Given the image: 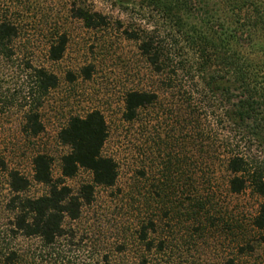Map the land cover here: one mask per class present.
<instances>
[{"label": "rangeland", "instance_id": "1", "mask_svg": "<svg viewBox=\"0 0 264 264\" xmlns=\"http://www.w3.org/2000/svg\"><path fill=\"white\" fill-rule=\"evenodd\" d=\"M81 2L105 15L107 27L84 28L70 16L72 0H0V19L9 20L18 30L13 63L0 57V264H139L141 243L134 233L148 220L156 226V234L150 237L163 240L167 247L165 257H160L164 264H224L229 258L236 264H264L261 232L258 241L255 232L249 235L252 251L238 253L246 241L227 228L232 216L246 227L248 216L264 198L250 191L229 195L219 166L214 176L220 187L215 203L221 214L215 215V225L200 227L192 215L193 189L199 180L182 158L189 163L197 155L190 113L197 107L208 113L202 92L211 97L205 88L206 75L197 72L199 60L192 43L182 35L174 37L172 24L145 0ZM126 30L139 37L154 34L162 41L170 61L162 74L142 55L139 41L124 35ZM63 32L68 38L66 50L61 60L53 62L48 49ZM27 64L58 79L57 87L43 98L39 109L43 129L37 136L27 130L25 121ZM85 69L90 71L88 79ZM174 71L168 81L166 73ZM132 90L154 92L158 100L140 110L133 122H126L124 98ZM94 110L103 114L108 126L103 154L117 163L115 186L96 187L92 204L82 209L79 220L65 222L64 235L52 246L22 236L14 228L15 194L9 174L16 171L28 179L21 198L44 195L46 188L32 179L33 158L50 156L53 176L59 178L60 158L68 152L57 139L60 129L69 118ZM252 152L258 158V145ZM90 182L84 170L65 179L73 193ZM124 238L129 245L122 253L118 248Z\"/></svg>", "mask_w": 264, "mask_h": 264}, {"label": "trees", "instance_id": "2", "mask_svg": "<svg viewBox=\"0 0 264 264\" xmlns=\"http://www.w3.org/2000/svg\"><path fill=\"white\" fill-rule=\"evenodd\" d=\"M81 1L72 0L70 16L89 30L107 27V17ZM145 2L163 20L172 24L174 37L182 35L192 43L199 60L197 72L206 75L205 88L211 97L206 91L205 95L202 94L210 111L201 113V107H197L190 113L197 155L189 159V163L185 157L182 161L193 169L199 180L193 189L195 210L192 215L197 216L200 227L202 224L213 227L215 215L221 214L215 203L216 192L220 188L214 177L215 167L219 166L225 172L222 185L229 195L238 196L250 191L264 198V0ZM123 33L128 39L139 41L142 55L157 74H162L169 67L167 62L170 61L163 53L162 41L157 36L146 33L139 37V34L127 30ZM17 36V27L9 20L0 19L2 60L12 62ZM67 42V33L59 34L49 46V60H61ZM25 72L27 83L23 98L28 109L25 114L26 128L37 136L43 129L39 115L43 98L57 87L58 79L47 70L28 64L25 65ZM84 74L86 79L90 78L89 69H85ZM172 74L175 71L166 73L168 81H171ZM157 100L158 95L154 92L129 91L124 98L123 119L133 122L140 110L154 105ZM57 139L68 149L60 158L59 178L53 176V159L50 156L38 154L32 160V179L46 188L44 195L21 198L19 195L29 186L28 179L16 171L9 174L10 189L15 194L12 199L14 228L26 238L40 239L45 246H52L64 235L67 220H79L82 209L92 204L96 187L112 188L118 179L117 163L103 154L108 126L100 111L69 118ZM255 145H258V158L252 152ZM81 170L90 174L91 182L83 184L77 193H73L65 184V179L74 178ZM230 218L228 230L238 233V237L246 241V245L239 246L238 253L253 250L249 241L252 232H255L257 241L258 231L261 232L259 241L264 245V202L248 216L246 227L234 221L233 216ZM153 234H156L153 220L140 223L135 230V239L141 243L139 264H164L160 257H165L167 247L163 240L150 237ZM121 241L118 249L125 253L129 241L127 238ZM152 256L156 259L152 260ZM224 264L236 262L234 258H229Z\"/></svg>", "mask_w": 264, "mask_h": 264}]
</instances>
